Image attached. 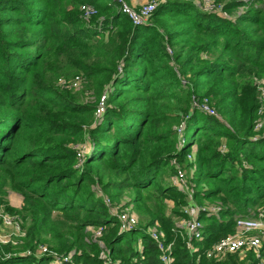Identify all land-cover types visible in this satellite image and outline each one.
Here are the masks:
<instances>
[{"label": "trees", "instance_id": "16d2710c", "mask_svg": "<svg viewBox=\"0 0 264 264\" xmlns=\"http://www.w3.org/2000/svg\"><path fill=\"white\" fill-rule=\"evenodd\" d=\"M197 1L164 0L133 26L118 0H0V209L25 233L0 244V264H161L149 227L171 244V264H257L252 251L204 252L235 233L236 217L264 210V131H254L264 105V0H211L217 10ZM82 5L97 10L89 25ZM74 76L78 91L59 86ZM204 99L217 116L194 105ZM173 161L196 203L220 209L201 214L196 252L178 225L186 199L169 184ZM7 188L21 196L20 210ZM126 194L121 208L144 221L120 232L103 197L118 205Z\"/></svg>", "mask_w": 264, "mask_h": 264}, {"label": "built area", "instance_id": "2783aa9c", "mask_svg": "<svg viewBox=\"0 0 264 264\" xmlns=\"http://www.w3.org/2000/svg\"><path fill=\"white\" fill-rule=\"evenodd\" d=\"M120 2V10L126 15L132 22L133 26H143L147 24L153 12L157 8V3H145L140 5L138 8H134ZM82 12V18L86 25H89L90 20L97 15V10L90 5H82L80 7ZM169 52V49H168ZM60 87H64L70 90H79L81 86V77L74 76L68 80L64 78H59L57 80ZM261 99L264 100V90H261ZM105 95H102L97 104L95 111V116L99 117L103 114L105 109ZM200 111L211 115L217 116V113L213 108H210L206 99L200 105L194 104ZM261 114H264L263 107L260 108ZM259 111V112H260ZM184 123L179 126L178 134L182 136L184 131ZM264 131V119H260L255 123L254 131L260 132ZM264 134V133H263ZM264 136V135H263ZM257 137H253L252 140H256ZM183 140L181 139L179 145H183ZM86 151L83 147L78 152L79 164L81 165L83 160L82 157ZM187 159L190 161L192 159L191 154L187 155ZM175 166V174L170 178L169 184L185 195L186 204L182 208V214L184 217L179 220L178 225L183 229L186 236V246L189 251H197L198 249L193 247V241L202 240V228L203 224L200 221L201 214L215 215L220 210L216 206L212 205H198L194 200V187L190 185L187 180L186 172L182 169L175 161H173ZM104 204L109 209V214L115 218L120 232H128L136 229L138 225L137 217L127 208H121L119 205H114L111 203L110 199L103 197ZM2 215V214H1ZM0 215V216H1ZM2 221L10 222L8 218L3 217ZM236 231L233 235L221 238L217 243H215L211 248L204 252V255L208 259L219 258L227 254H234L236 252H247L252 251L257 260V264H264V256L262 255V248L264 245V210H260L254 217H238L235 220ZM4 222V223H5ZM16 223L15 221H13ZM107 229V225H102L96 230H94V238L99 239L104 231ZM147 233L150 238L156 243L158 250L160 251L159 260L161 264H171L172 262V249L171 244H164L163 235L157 230L156 227L147 228ZM38 254H52L46 247L40 246L37 250ZM54 255V254H52ZM101 257H104L103 252Z\"/></svg>", "mask_w": 264, "mask_h": 264}, {"label": "rangeland", "instance_id": "374dc122", "mask_svg": "<svg viewBox=\"0 0 264 264\" xmlns=\"http://www.w3.org/2000/svg\"><path fill=\"white\" fill-rule=\"evenodd\" d=\"M195 1L198 2L197 0H195ZM123 2L125 4L131 6L126 1H123ZM137 2L142 5V3L140 2V0H137ZM154 2L157 3V7H158V5L160 3H162V2H164V0H148L145 3H154ZM145 3H143V4H145ZM139 6H140L139 4H138V6H137V4H134L133 5L134 8H138ZM204 7H205V9H209V10H215L216 9L214 7L213 2L211 0H204ZM219 14H221L222 16L225 17V14H222L221 12H219ZM168 53L171 54V50L170 49H169V52ZM262 82H264V81H262ZM73 91L76 92V91H78V89L77 90H73ZM261 101H264V100H261ZM261 106L264 108V105H261ZM258 117H259L258 120H260V119H262L264 117V114H261V111H260V112H258ZM190 131H191V129H190V127H188L187 129H185V131L183 133V138L186 141H188V139H189ZM260 132H263V130L260 131ZM186 175L188 176V172H187ZM7 190H8V197H7V199L9 201V204L12 207L20 210V208L22 206L21 205L22 204V202H21V196L17 192L13 191L11 188H7ZM129 196H130L129 194H126L125 196L121 197V199L119 200L120 202L118 203V205L119 206H124L126 203H128L130 201V197ZM207 204L213 206V204L210 203V202H207ZM132 207L133 206L129 205V206H126L125 208L129 209L137 217L138 223L139 222L142 223L144 221V215H141V214L137 213L136 210L134 208H132ZM0 215H1L0 218L6 217L10 221V222H5L4 221L5 223L2 221L1 224H0V244H3V245L12 244L13 246H15L18 243V240L20 238H23L25 236V233L23 231H21V229H20L21 228L20 227V223L17 221L18 218L16 216H11V215L7 214L6 212H4V209L3 208L0 209ZM255 215H253L251 217H254ZM237 218L238 217H236L235 219H237ZM13 221H15L16 223H14ZM108 227L109 226H107V229L105 231L108 230ZM158 231L161 232L162 235H163V237H164L163 232L160 231V230H158ZM94 239H96V238H94ZM138 243H140V242H138ZM234 254H240V252H236Z\"/></svg>", "mask_w": 264, "mask_h": 264}, {"label": "crops", "instance_id": "0c3cea01", "mask_svg": "<svg viewBox=\"0 0 264 264\" xmlns=\"http://www.w3.org/2000/svg\"><path fill=\"white\" fill-rule=\"evenodd\" d=\"M128 4H130L132 7L134 4H138L141 5L140 3L137 2V0H125ZM148 0H140V2L143 4L145 2H147ZM196 202V201H195ZM198 205H209L207 204V201H204L202 204H198Z\"/></svg>", "mask_w": 264, "mask_h": 264}]
</instances>
